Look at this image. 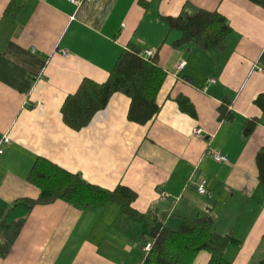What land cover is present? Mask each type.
Returning a JSON list of instances; mask_svg holds the SVG:
<instances>
[{
  "label": "crops",
  "instance_id": "obj_1",
  "mask_svg": "<svg viewBox=\"0 0 264 264\" xmlns=\"http://www.w3.org/2000/svg\"><path fill=\"white\" fill-rule=\"evenodd\" d=\"M186 2L228 19L224 49L176 46L180 34L165 17L178 16ZM131 45L153 50L167 72L158 114L146 124L130 121V98L116 92L87 126L69 127L61 112L66 97L84 78L105 81ZM259 67L264 0H85L79 8L68 0H0V140L10 139L0 152V246L6 247L0 264H141L144 258L142 232L131 233L137 222L122 218L116 202L83 208L61 199L20 202L39 197L30 180L38 158L107 189L132 188L133 208L166 213L174 228L194 214L212 215L215 230L237 240L225 248L226 259L264 264V184L255 161L264 145V115L255 104L264 92ZM178 95L191 100L196 117L181 111ZM222 105L232 119H219ZM245 119L259 121L248 137ZM202 182L204 194L197 189ZM209 258L200 251L192 264Z\"/></svg>",
  "mask_w": 264,
  "mask_h": 264
},
{
  "label": "trees",
  "instance_id": "obj_2",
  "mask_svg": "<svg viewBox=\"0 0 264 264\" xmlns=\"http://www.w3.org/2000/svg\"><path fill=\"white\" fill-rule=\"evenodd\" d=\"M165 19L170 29L180 34L176 46L194 44L204 49H224L232 33V27L223 14L217 10L200 8L191 2L184 4L178 16ZM166 74L155 57L145 58L138 48L131 45L121 52L105 81L84 78L76 92L66 97L61 108L63 120L69 127L80 130L90 123L98 111L106 107L114 93L121 92L130 98L128 119L146 124L160 111L157 97ZM176 102L181 111L197 116L188 97L178 95ZM255 104L264 115V92L256 97ZM233 117L227 105L220 106L219 119ZM258 122V119H245L242 127L244 136H250ZM255 161L258 178L264 184V145L258 151ZM30 180L40 188L39 197L24 198L20 202L31 207L58 199L80 208L116 202L123 217L142 225L143 230L139 236L142 249L145 250L147 243L151 244L149 250L144 252L141 264H192L203 250L210 253L207 264H234L225 258L224 250L229 244L237 243V240L230 234H219L214 228L212 215L194 214L184 218L180 226L174 228L167 223L166 213L154 209L140 212L133 208L132 203L138 194L132 188L119 184L114 189H107L92 184L80 174L67 171L44 158L36 160L30 171ZM21 224L14 225V236ZM7 241L9 247L11 240ZM5 248L0 246V250L5 251Z\"/></svg>",
  "mask_w": 264,
  "mask_h": 264
},
{
  "label": "built area",
  "instance_id": "obj_3",
  "mask_svg": "<svg viewBox=\"0 0 264 264\" xmlns=\"http://www.w3.org/2000/svg\"><path fill=\"white\" fill-rule=\"evenodd\" d=\"M70 3H72L73 5H75L77 8H79V6L85 1V0H68ZM64 53H66V51H63ZM143 57L145 58H153L155 55V52L153 50H146L145 52L142 53ZM184 67V62L181 61L178 65V68L181 70ZM258 70L262 73H264V68L259 67ZM195 136H199V130H195L193 133ZM10 141L8 134H4L3 137L0 140V152H2V148L1 145L3 143H8ZM213 158L218 161V162H227L228 159L226 156L219 154V153H212ZM198 192L200 194H204L206 193V187L205 184L202 182L197 186ZM162 197H166V193L162 192L161 193ZM151 244L147 243L145 246V251H148L150 248Z\"/></svg>",
  "mask_w": 264,
  "mask_h": 264
},
{
  "label": "rangeland",
  "instance_id": "obj_4",
  "mask_svg": "<svg viewBox=\"0 0 264 264\" xmlns=\"http://www.w3.org/2000/svg\"><path fill=\"white\" fill-rule=\"evenodd\" d=\"M122 216V215H121ZM122 218H123V216H122ZM125 218V220H130V219H128V218H126V217H124ZM132 224V226H134L133 227V229L130 227L131 225H126V227H125V229L127 230V229H132L131 230V233H138L139 231H140V233L142 232V225L140 224V223H131ZM170 224V223H169ZM171 225V224H170ZM174 227H177V226H174Z\"/></svg>",
  "mask_w": 264,
  "mask_h": 264
}]
</instances>
